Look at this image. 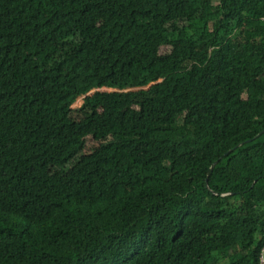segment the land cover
I'll return each instance as SVG.
<instances>
[{
  "label": "trees",
  "instance_id": "trees-1",
  "mask_svg": "<svg viewBox=\"0 0 264 264\" xmlns=\"http://www.w3.org/2000/svg\"><path fill=\"white\" fill-rule=\"evenodd\" d=\"M262 130L264 0H0V264H260Z\"/></svg>",
  "mask_w": 264,
  "mask_h": 264
},
{
  "label": "rangeland",
  "instance_id": "rangeland-1",
  "mask_svg": "<svg viewBox=\"0 0 264 264\" xmlns=\"http://www.w3.org/2000/svg\"><path fill=\"white\" fill-rule=\"evenodd\" d=\"M217 2H218V0H213V3H214V4H216ZM179 25H180V26H183V25H185V24H183V23H179ZM169 52H170V48H168V47H162V48L160 49V53H161V54L169 53ZM81 103H82L81 100H80V99H77L76 102L73 104L72 107H80V106H81ZM108 141H110V139H109ZM89 150H90L89 147L85 148L84 153H82L81 155L77 156V158L74 160V162L68 164V165L65 166L63 169H59V171H62L63 173H66V172H67V171L73 166V164H74L78 159H80V157H82V155L88 153Z\"/></svg>",
  "mask_w": 264,
  "mask_h": 264
},
{
  "label": "water",
  "instance_id": "water-1",
  "mask_svg": "<svg viewBox=\"0 0 264 264\" xmlns=\"http://www.w3.org/2000/svg\"><path fill=\"white\" fill-rule=\"evenodd\" d=\"M150 85H151V84H150ZM150 85H149V86H150ZM131 90H137V89H131ZM131 90H128V91H131ZM99 91H110V90H109V89H105V88H102V89H93V90H91L90 92H88L86 95L80 97L79 99L81 100V102H83V98L88 97V96H92L94 93L99 92ZM114 91H117V90H114ZM81 104H82V103H81ZM263 133H264V130L260 131V132H259L254 138L248 139L246 142H250V141H252L253 139H256L257 137L261 136ZM240 145H241V143L238 144V145H236V146H235V149L238 148ZM231 151H232V150H229L228 153L231 152ZM216 163H217V161H216L214 164H216Z\"/></svg>",
  "mask_w": 264,
  "mask_h": 264
},
{
  "label": "built area",
  "instance_id": "built-area-1",
  "mask_svg": "<svg viewBox=\"0 0 264 264\" xmlns=\"http://www.w3.org/2000/svg\"><path fill=\"white\" fill-rule=\"evenodd\" d=\"M259 260H260V264H264V246L261 249Z\"/></svg>",
  "mask_w": 264,
  "mask_h": 264
}]
</instances>
